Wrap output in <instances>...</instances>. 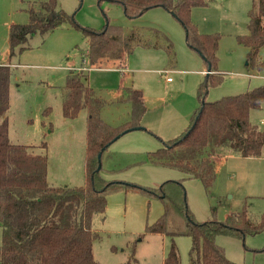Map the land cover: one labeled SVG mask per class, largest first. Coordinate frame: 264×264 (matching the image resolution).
I'll return each instance as SVG.
<instances>
[{
	"label": "rangeland",
	"instance_id": "374dc122",
	"mask_svg": "<svg viewBox=\"0 0 264 264\" xmlns=\"http://www.w3.org/2000/svg\"><path fill=\"white\" fill-rule=\"evenodd\" d=\"M39 0H0V63L10 62V108L7 111L9 137L15 143L34 145L38 153L48 156V179L55 184L81 185L86 181L85 153L87 110L75 118L63 115L64 87L69 72H87L89 84L104 100L102 117L117 126L130 119L131 103L123 98L118 85L142 88L147 105L157 118L177 119L186 109L199 104V69L206 67L202 55L190 47L182 22L168 9L158 6L129 18L116 2L104 0H58V8L73 16L46 33L37 32L22 50L9 54V28L13 23L29 20V6ZM252 0H210L194 6L192 20L203 33H220L218 68L224 76L219 85H211L207 100H215L264 84V45L258 60L248 65L247 47L237 35L248 32V12ZM122 26L125 33L133 28H159L173 42L174 55L161 47L135 45L124 56L123 65L109 61L91 66L85 62L88 41L83 28L100 29L107 23ZM91 66V67H90ZM203 75V78H202ZM171 77V81L167 79ZM169 85V86H168ZM163 97L170 106L157 105ZM193 107V108H192ZM193 113V112H192ZM191 117V116H190ZM189 117V119H190ZM253 124L264 129V103L250 112ZM163 123V122H161ZM45 142L46 146L41 144ZM160 140L150 132L133 129L114 141L102 156L101 175L107 180H123L142 186L165 185L167 197L177 205L187 203L197 221L225 220L247 203L256 222L264 211V148L261 156L230 154L216 166L217 176L208 190L199 178H184L182 188L172 182L184 173L146 161L148 152L156 150ZM164 201L138 190H117L108 195L105 218L96 215L94 227L101 238L94 243V256L103 264H126L135 247L136 264H163L174 240L181 264H190L192 238L189 235L149 233L148 223L164 212ZM217 243L226 255L241 264H264V230L246 235L218 234ZM2 228L0 226V244Z\"/></svg>",
	"mask_w": 264,
	"mask_h": 264
},
{
	"label": "trees",
	"instance_id": "16d2710c",
	"mask_svg": "<svg viewBox=\"0 0 264 264\" xmlns=\"http://www.w3.org/2000/svg\"><path fill=\"white\" fill-rule=\"evenodd\" d=\"M104 0H98L99 5ZM119 3L127 17L135 18L153 7L171 11L186 29L190 47L204 58L210 72L197 91L199 104L185 130L176 137L161 140L162 146L147 154L146 161L177 169L182 179L172 182L183 186L184 178H199L206 189L216 179V158L230 154L261 156L264 129L253 124L250 112L264 103V84L236 94L207 100L211 85H219L224 76L218 68L220 33L198 30L191 14L194 6L207 5L210 0H108ZM29 20L13 23L9 28V54L22 50L38 31L46 33L66 20L76 23L73 16L58 8V0H39L29 6ZM248 32L237 35L238 43L247 47L248 65L258 60L264 45V0H252L248 12ZM77 24V23H76ZM88 41L84 61L91 66L106 61L123 65L124 56L135 45L161 47L164 44L174 55L173 42L159 28H133L125 33L122 26L107 23L100 29L83 28ZM264 66V61L261 62ZM90 66V67H91ZM12 65L0 63V264H103L94 256V243L101 233L94 227L96 215H103L108 195L117 190H138L164 201L163 214L146 225L149 233L189 235L192 238L190 264H241L231 260L216 241L218 234H256L264 230V211L256 222L246 203L225 220L197 221L184 201L177 205L167 197L165 185L159 188L142 186L123 180H107L98 169V155L128 128L142 125L147 110L141 88L121 85L122 100L131 103L130 119L114 126L101 114L104 100L89 84L84 67L71 70L63 95V115L75 118L87 110L85 168L86 181L81 185L55 184L48 179V156L38 153L34 145L13 142L9 137L7 111L10 108ZM42 146H46L43 142ZM264 248V247H263ZM132 248L126 264H136ZM163 264H181L179 249L173 240Z\"/></svg>",
	"mask_w": 264,
	"mask_h": 264
},
{
	"label": "crops",
	"instance_id": "0c3cea01",
	"mask_svg": "<svg viewBox=\"0 0 264 264\" xmlns=\"http://www.w3.org/2000/svg\"><path fill=\"white\" fill-rule=\"evenodd\" d=\"M6 63H10V62H6ZM109 64H115V63L109 61ZM114 66H117V65L115 64ZM84 68H86V67H84ZM199 71L203 75H205V73H209V72H207L208 71L207 65H206V67L199 69ZM203 75H202V78H203ZM202 80L203 79H198L196 81V84L201 83ZM168 81H171V80H168ZM121 85H124V84L118 85L119 90H121L120 89ZM143 93H144V91H143ZM144 97H145V103H146V106H147V110H146V112H145V114H144V116L142 118V126H143V128L141 130L146 131L147 133L150 132L151 134L155 135L161 142V145L159 147L162 146V141H161L162 139L163 140H167V139L176 137V136H178L179 134H181L185 130V128L188 126V124L190 122L189 117L192 115V112L195 110V108L198 105L197 104L194 107V109L192 111H190V112H187V110L185 109L184 112L181 113L180 117L177 118V119H171V118L165 119L164 117H160L157 120V118L163 113L164 108H163L162 111H160L158 114H156V116H154L152 114L153 108L151 107V105H149V106L147 105V103L149 102L148 101V96H146L144 94ZM161 104L166 105L165 107L170 106V103L169 104L164 103L163 97H160V101H159V103L157 105L159 106ZM161 122H163V123H161ZM222 158H225V157L216 158V166H217L218 162H220V160Z\"/></svg>",
	"mask_w": 264,
	"mask_h": 264
},
{
	"label": "water",
	"instance_id": "95a60500",
	"mask_svg": "<svg viewBox=\"0 0 264 264\" xmlns=\"http://www.w3.org/2000/svg\"><path fill=\"white\" fill-rule=\"evenodd\" d=\"M207 72H210V67L208 68V71ZM143 126L142 125H139V126H136L134 128H128L126 130H124V132L118 134V138L121 137L124 133L130 131V130H133V129H142ZM102 152H103V149L100 151L99 155H98V159H99V165H98V169H100L102 167Z\"/></svg>",
	"mask_w": 264,
	"mask_h": 264
},
{
	"label": "built area",
	"instance_id": "2783aa9c",
	"mask_svg": "<svg viewBox=\"0 0 264 264\" xmlns=\"http://www.w3.org/2000/svg\"><path fill=\"white\" fill-rule=\"evenodd\" d=\"M168 80H171V77H169ZM262 122L264 123V120H262Z\"/></svg>",
	"mask_w": 264,
	"mask_h": 264
}]
</instances>
